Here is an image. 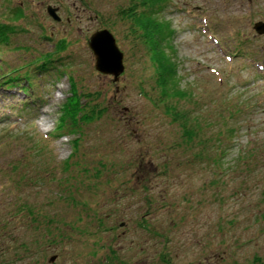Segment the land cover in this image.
Instances as JSON below:
<instances>
[{
  "label": "rangeland",
  "instance_id": "374dc122",
  "mask_svg": "<svg viewBox=\"0 0 264 264\" xmlns=\"http://www.w3.org/2000/svg\"><path fill=\"white\" fill-rule=\"evenodd\" d=\"M140 1L0 0L14 28L0 75L22 77L0 86V264H264V0L157 5L190 141L127 16ZM103 28L123 53L117 81L88 45ZM51 53L52 67L33 65ZM73 79L81 113L96 112L55 131Z\"/></svg>",
  "mask_w": 264,
  "mask_h": 264
},
{
  "label": "trees",
  "instance_id": "16d2710c",
  "mask_svg": "<svg viewBox=\"0 0 264 264\" xmlns=\"http://www.w3.org/2000/svg\"><path fill=\"white\" fill-rule=\"evenodd\" d=\"M140 2L142 6H148V8H144L141 11H135V8H131L130 12H127V16L131 18L132 25L140 31L142 37L148 45L151 59L156 69V82L161 89V99L165 100L166 113H169L174 120L179 121V123L182 125L183 136H185V138L190 141L194 138V136L197 135V130H195V126L197 125L193 126L191 122V119L193 117L190 118L189 113L177 109L175 105H172L169 102V99L172 97H177L176 99L185 97L186 92L179 88L175 63L170 55L167 54L166 49L172 48V46L169 43L165 45V39L168 40V37L172 36L174 29L171 27L170 22L157 17L160 12L157 5L167 3V0H141ZM17 10L18 11L16 12L18 14L15 16V18H18L21 15V9L19 8ZM13 30L14 28L12 26L0 23V45L3 42H9L8 36L9 33ZM164 45L166 46V49L164 48ZM65 49L66 43L64 42V40H62V42L56 49V53H59L60 51H63ZM54 59H56L54 58V53L46 54L45 57L33 61V65H35L38 69H49L50 67H52ZM16 71H19V68L12 69L9 76L8 74L0 75V79L6 77L4 81L0 82V86H3L5 84H15L17 83V81L22 79L19 73L17 75L14 74V76L11 75ZM30 77L31 73L30 71H27L25 74V78L30 81ZM82 97L83 96H81V94L79 93V90L77 89L76 83L73 79L71 81V94L68 96L66 102L62 106V112L59 117V124L56 127V131L61 129L70 118L74 121L78 119H86L88 121L92 120V118L94 117L93 113L96 112V110L93 109L88 114H82ZM194 120L197 119L194 118ZM71 131L76 132L75 130ZM73 141L75 144L74 148H76L78 138ZM223 153H225V150H221L222 155ZM70 156L64 162L69 161Z\"/></svg>",
  "mask_w": 264,
  "mask_h": 264
},
{
  "label": "water",
  "instance_id": "95a60500",
  "mask_svg": "<svg viewBox=\"0 0 264 264\" xmlns=\"http://www.w3.org/2000/svg\"><path fill=\"white\" fill-rule=\"evenodd\" d=\"M58 8L53 5L47 6V12L55 20H60ZM258 34H264V21L260 20L254 24ZM88 45L95 55V68L102 74L112 75L114 81L124 71L123 53L119 49L114 35L107 29H99L91 34ZM55 256L51 258L54 260Z\"/></svg>",
  "mask_w": 264,
  "mask_h": 264
},
{
  "label": "bare ground",
  "instance_id": "6f19581e",
  "mask_svg": "<svg viewBox=\"0 0 264 264\" xmlns=\"http://www.w3.org/2000/svg\"><path fill=\"white\" fill-rule=\"evenodd\" d=\"M44 125H45V126H47V125H48V122H47V121H45Z\"/></svg>",
  "mask_w": 264,
  "mask_h": 264
}]
</instances>
